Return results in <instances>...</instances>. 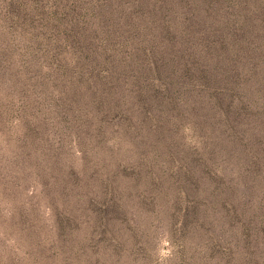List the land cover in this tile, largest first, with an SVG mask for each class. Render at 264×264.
<instances>
[{
  "label": "rangeland",
  "instance_id": "1",
  "mask_svg": "<svg viewBox=\"0 0 264 264\" xmlns=\"http://www.w3.org/2000/svg\"><path fill=\"white\" fill-rule=\"evenodd\" d=\"M0 264H264V0H0Z\"/></svg>",
  "mask_w": 264,
  "mask_h": 264
}]
</instances>
